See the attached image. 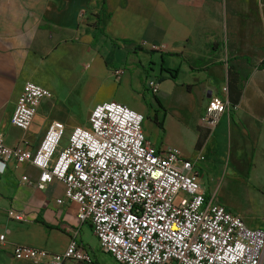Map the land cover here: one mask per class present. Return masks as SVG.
I'll return each mask as SVG.
<instances>
[{
    "label": "crops",
    "instance_id": "obj_1",
    "mask_svg": "<svg viewBox=\"0 0 264 264\" xmlns=\"http://www.w3.org/2000/svg\"><path fill=\"white\" fill-rule=\"evenodd\" d=\"M95 15L102 33L89 26ZM151 50L150 58L144 51ZM133 55L145 72L153 64L154 73L155 58L167 57L173 60L170 69L188 81L147 80L146 86L157 80L156 96L165 110L164 116L154 113L155 136L147 133V140L158 150L178 148L185 159L203 156L194 171L206 195H214L249 228L264 230V0H0V137L9 147L24 142L35 152L52 123L60 121L66 126L63 149L74 127L89 125L96 104L112 100L129 107L120 91L133 86L132 77L126 79ZM117 69L123 70L119 78ZM29 81L52 97L42 101L23 132L11 118ZM97 82L109 94L90 102ZM229 83L241 89L236 104L228 95L237 108L211 128L210 100L226 99L222 89ZM156 121L163 127L175 122L177 138L161 137ZM39 176L29 162L0 160V236L5 235L0 252L6 264H32L13 258L16 245L61 254L73 239L98 260L80 237L78 205L66 199L65 186L53 182L39 190ZM221 188L223 198L238 196V206L219 200ZM11 209L24 212L27 220L11 221ZM56 234L64 238L60 249L49 244Z\"/></svg>",
    "mask_w": 264,
    "mask_h": 264
},
{
    "label": "built area",
    "instance_id": "obj_2",
    "mask_svg": "<svg viewBox=\"0 0 264 264\" xmlns=\"http://www.w3.org/2000/svg\"><path fill=\"white\" fill-rule=\"evenodd\" d=\"M122 73L117 69L114 75ZM24 85L11 123L28 132L52 93L34 82ZM148 88L156 95L159 84L151 80ZM222 91L227 98H212L206 111L211 128L237 108L228 100L227 85ZM144 120L142 113L120 102H103L92 109L88 126L72 129L63 149L66 126L54 121L35 152L24 142L9 147L0 137V160L34 165L40 171L39 190L62 183L66 199L78 205V221L91 226L102 251L118 264H262L264 230L249 228L214 195H206L194 171L205 158L185 159L178 148L156 149L146 138ZM7 216L27 220L24 212L13 209ZM4 243L1 235L0 248ZM12 256L32 264L93 259L76 239L61 254L16 245Z\"/></svg>",
    "mask_w": 264,
    "mask_h": 264
},
{
    "label": "rangeland",
    "instance_id": "obj_3",
    "mask_svg": "<svg viewBox=\"0 0 264 264\" xmlns=\"http://www.w3.org/2000/svg\"><path fill=\"white\" fill-rule=\"evenodd\" d=\"M144 53L147 54L150 58L155 56V54H148L145 51H144ZM132 57L135 58V55L131 56L129 61H128L129 66L126 68V79H129V77L131 76L133 81H134L133 86H130V84H128L126 89L124 88L120 91V94H122V96H124V99L129 104L130 109H132L138 113H142V115L145 116V120L143 122V128H144L145 135L148 133L152 136H155L154 135L155 134V132H154L155 125H154V120H153L154 113L159 112L161 114V116H164L165 110L163 109V107L161 105H158V103L155 99V96L150 91L148 86H146L145 83L150 78L158 80L159 77L162 75L166 77L165 80L169 79L168 74L165 71H163V73H162L161 70H163V69L168 70V69L172 68V66L174 65V64H172L173 60H170L167 57H164V59H165L164 61H162L161 58H155L156 59L155 61L157 64V65H154L155 66L154 68L156 69L155 72L157 73L156 74L153 71H150L153 68V64L150 63L147 67L148 71L146 70V72H145V68H143V66L140 65V63L137 60L135 61V63H133L134 61L132 60ZM165 80H163V81H165ZM182 81H186V79L184 78V75L180 74L179 78H178V82H182ZM186 82H188V81H186ZM91 92L89 95L90 102H91V100H93L92 98L99 100V99H101V98H103L109 94L108 90L99 89L98 82H97V85L95 88L94 95ZM158 101L160 102V99H158ZM78 109L80 112H83L84 107L78 106ZM146 109H148L149 112H147ZM179 131H180V129H178L176 127L175 122L169 121L168 123H166L164 125L163 130H161V132H162L161 137H163L166 134L167 139L170 141H173L179 135V133H178ZM229 194H231L229 197L223 198V196H222L223 195V188H221L220 193H219V200L224 201V202H225V200H228L232 204L238 206V204H239L238 196H235L233 192L229 193ZM61 234H56V235L51 237V239L49 240V244H51L50 246H52L55 249H60V247L63 245V242H64L63 235H61ZM80 237H82L84 239V241H87L90 244V246L88 245V247H90L91 250L94 252V254L98 258L100 264H118V262H116L114 260V258H112L110 255H108L102 251V249L100 248V246L98 244L99 242L94 237V235L92 236L90 234V230H89L87 225H83V226L81 225ZM82 243H84V242H82ZM0 264H6L4 254H2L1 252H0ZM68 264H84V263L69 262ZM85 264H88V263H85Z\"/></svg>",
    "mask_w": 264,
    "mask_h": 264
},
{
    "label": "trees",
    "instance_id": "obj_4",
    "mask_svg": "<svg viewBox=\"0 0 264 264\" xmlns=\"http://www.w3.org/2000/svg\"><path fill=\"white\" fill-rule=\"evenodd\" d=\"M94 20V21H93ZM89 21H91V24H89V26H93V27H96L97 29H98V31L100 32V33H102V31L99 29L100 28V17H99V15H95L94 16V19H90ZM136 50L137 49H134V50H132V52H136ZM146 53H148V54H152L153 52H154V50H151V51H145ZM163 71H165L167 74H168V76H169V78H171V79H173V80H177V78H178V70H172V69H168V70H164L163 69ZM166 79V77L165 76H160L159 77V82H162L163 80H165ZM240 81H239V79L237 80V81H235V83L236 84H238ZM190 88V87H189ZM228 89H229V93H230V91H231V94H232V92L235 94V93H238L237 94V96L236 97H232V95L230 96V94H229V97H230V102L232 103V104H236L237 102H238V100H239V98H240V95H241V89H240V86H238V85H236V87H235V89L234 88H232L231 87V85H230V83H229V85H228ZM154 95V94H153ZM155 96V99H156V101H157V103H158V105H160V102L158 101V99L156 98L157 96L156 95H154ZM156 124H157V126L159 127V128H161V130H163V125L161 124V123H159V122H155ZM89 264H100L99 263V261L98 260H96V258H93V259H91V261L89 262Z\"/></svg>",
    "mask_w": 264,
    "mask_h": 264
}]
</instances>
